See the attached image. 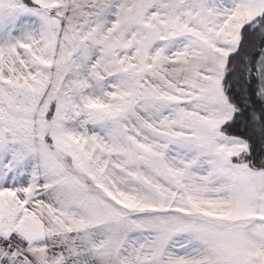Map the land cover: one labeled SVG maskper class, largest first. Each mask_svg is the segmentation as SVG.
Wrapping results in <instances>:
<instances>
[{"label":"snow or ice","instance_id":"obj_1","mask_svg":"<svg viewBox=\"0 0 264 264\" xmlns=\"http://www.w3.org/2000/svg\"><path fill=\"white\" fill-rule=\"evenodd\" d=\"M0 264H264V0H0Z\"/></svg>","mask_w":264,"mask_h":264}]
</instances>
